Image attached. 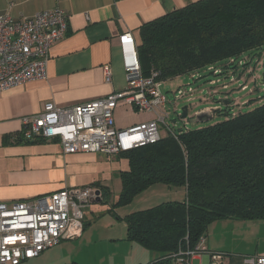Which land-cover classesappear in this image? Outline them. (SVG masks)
Returning <instances> with one entry per match:
<instances>
[{
	"label": "trees",
	"instance_id": "1",
	"mask_svg": "<svg viewBox=\"0 0 264 264\" xmlns=\"http://www.w3.org/2000/svg\"><path fill=\"white\" fill-rule=\"evenodd\" d=\"M263 48L264 0H200L144 24L136 42L143 76L156 72L160 82L234 60L231 70L244 53ZM228 108L213 125L167 131L120 154L127 169L119 173L114 207L129 205L153 185L185 189L181 202L123 217L128 241L160 253L150 264H173L171 256L194 247L214 221L264 219V103L238 115Z\"/></svg>",
	"mask_w": 264,
	"mask_h": 264
},
{
	"label": "crops",
	"instance_id": "2",
	"mask_svg": "<svg viewBox=\"0 0 264 264\" xmlns=\"http://www.w3.org/2000/svg\"><path fill=\"white\" fill-rule=\"evenodd\" d=\"M197 1L200 0H0V16L7 13L13 19L31 17L38 11L51 8H60L67 14L65 36L50 48L45 78L29 81L0 93V202L11 203L49 195L62 189L83 187L98 189L99 202H102V198L107 195L106 190H109L104 184L106 161L109 158H121L120 155L109 157L101 153L64 154L57 140L27 142L21 138V141L15 142L14 139L18 138L21 131V120L40 113L48 102L69 108L101 99L113 91L123 90L125 75L118 37L128 32L138 43L139 29L144 24ZM105 65L111 68L110 83L104 81ZM113 116L118 130H126L155 118L152 113L139 112L126 103L119 104ZM125 169L127 161L122 168L117 167L114 174L119 175ZM163 188L175 190L163 185H153L137 195L130 204L135 200L151 197ZM179 189L183 190L185 196V189ZM93 203L98 202L95 200L91 204ZM85 220L84 216L80 237L64 240L38 257L19 264L152 262H142L137 256L142 247L127 239L121 240L126 242L123 254H105L102 249H96L97 240L87 235L86 226L90 224ZM238 222L244 221L218 220L210 227L214 231L219 223ZM206 238L205 236L206 249L215 251L210 246L213 243L211 239ZM103 242L109 243L111 249L119 244L120 239L109 236ZM201 257V261L207 260L205 254ZM240 262L242 264L243 259ZM224 263L231 264V261H227L225 257Z\"/></svg>",
	"mask_w": 264,
	"mask_h": 264
},
{
	"label": "built area",
	"instance_id": "3",
	"mask_svg": "<svg viewBox=\"0 0 264 264\" xmlns=\"http://www.w3.org/2000/svg\"><path fill=\"white\" fill-rule=\"evenodd\" d=\"M66 30L67 14L60 8L38 11L31 17L19 19H13L7 13L1 15L0 93L29 81L44 79L50 48L64 38ZM118 42L125 88L69 108L45 103L40 113L22 118L20 134L23 140H57L64 154L101 153L109 157H117L159 140L158 124L165 125L167 115L161 111L166 100L160 91L157 73L143 76L136 41L131 33H123L118 37ZM233 62L231 60L225 68L210 65L206 67V72L214 77L222 76L224 72H229L228 67ZM237 63L243 65L246 60ZM103 76L104 81L110 83L111 68L108 65L103 67ZM202 77L200 71L190 74L194 81ZM230 81H234L233 77ZM220 82L219 78L209 81L210 85ZM223 88L227 86L223 84ZM240 89L244 91L246 86L241 85ZM191 93L189 89L188 94ZM182 96L184 93L178 90L176 97ZM121 103L139 112L152 113L155 118L126 130H118L113 114ZM166 128L169 133L174 132ZM96 199L91 187H83L62 189L11 203L0 202V264H19L38 257L64 240L80 237L83 210ZM203 254L207 260L200 264H225V254L207 250L204 237H200L194 247L179 248L171 257L173 264H191L192 260ZM242 264H264V256L244 258Z\"/></svg>",
	"mask_w": 264,
	"mask_h": 264
},
{
	"label": "rangeland",
	"instance_id": "4",
	"mask_svg": "<svg viewBox=\"0 0 264 264\" xmlns=\"http://www.w3.org/2000/svg\"><path fill=\"white\" fill-rule=\"evenodd\" d=\"M244 54L240 58L243 60L247 57L248 62L246 65L236 63L237 66L234 69L224 72L219 77H214L206 72V70H201L200 73L204 77L197 81L191 79L190 75L187 74L161 81L160 91L166 100V103L161 106V111L167 115V118L164 122L165 125L158 124L160 134L163 135V133L167 132L166 127L177 132L185 128H203L222 121L225 118L223 113L226 107L218 102L221 100L226 99L232 102L230 115L243 114L262 105L264 103V84L259 83V78L264 71V48L259 52ZM227 75L229 77L226 79ZM232 77L234 79L233 82L230 81ZM218 78L221 80L220 83L210 85V80ZM223 84L227 86L226 89L223 88ZM241 85L246 86V90L242 91L240 89ZM189 89L192 91L191 94H188ZM178 90H181L184 96L177 98ZM184 106L187 107V120L197 111L206 108H219L221 113H215L213 119L206 123L192 125L190 122H187L185 124V121L180 118L181 109ZM125 164L126 160L123 158H109L106 161L104 184L109 187V190H106L107 196L102 198V202L90 204L87 209L83 210L85 221H88L90 224L86 226L88 229L87 235L97 240L98 246L96 249H102V252L105 254H109L110 252L123 254L125 252L122 249L125 248L126 242H121V240L127 238L124 216L140 210L138 208L154 206L168 199L181 202L185 197L183 190L179 188H174L175 190L163 188L155 195L146 199L141 198L140 200H135L132 204L118 208L114 207L113 204L118 199L122 189L121 179L118 174H114V171L117 167L122 168ZM120 165L122 167H119ZM93 190L97 191L98 189L94 188ZM235 221L244 222L219 223L214 231L210 225L215 223V221L208 226L205 235L206 239H211V242H213L210 245L214 247L213 250L224 253L227 261L230 260L231 264H241L240 260L247 257L263 256L264 219ZM109 236L120 239L119 244L111 247V249L109 248V243L103 242L104 239H109ZM139 249L141 256L139 254L137 256L143 260L142 262H148V260L153 262L161 256L158 252ZM201 256L198 259L192 260L191 264H200L202 260Z\"/></svg>",
	"mask_w": 264,
	"mask_h": 264
},
{
	"label": "water",
	"instance_id": "5",
	"mask_svg": "<svg viewBox=\"0 0 264 264\" xmlns=\"http://www.w3.org/2000/svg\"><path fill=\"white\" fill-rule=\"evenodd\" d=\"M263 69H264V64H263ZM259 83L260 84H264V71L261 74L260 78H259ZM219 103H221L223 106L225 107H229L227 111H231V107H232V102L229 100H221L218 101ZM219 108H206V109H202L200 111H197V113H195L192 117H190L187 122H190L192 125H195L197 123H206L210 120L213 119L214 114L215 113H219ZM187 107L184 106L181 109V115L180 118L182 120H185L187 118ZM95 195L97 196L96 202L100 201V192L99 191H95Z\"/></svg>",
	"mask_w": 264,
	"mask_h": 264
}]
</instances>
